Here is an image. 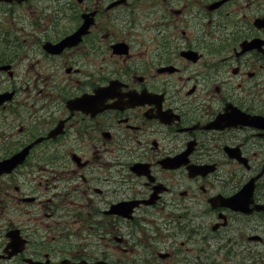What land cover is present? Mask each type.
Here are the masks:
<instances>
[{
  "label": "flooded vegetation",
  "instance_id": "1",
  "mask_svg": "<svg viewBox=\"0 0 264 264\" xmlns=\"http://www.w3.org/2000/svg\"><path fill=\"white\" fill-rule=\"evenodd\" d=\"M3 6L0 264H264V0Z\"/></svg>",
  "mask_w": 264,
  "mask_h": 264
},
{
  "label": "rangeland",
  "instance_id": "2",
  "mask_svg": "<svg viewBox=\"0 0 264 264\" xmlns=\"http://www.w3.org/2000/svg\"><path fill=\"white\" fill-rule=\"evenodd\" d=\"M16 13L17 10L14 6L0 7V29L5 27L11 30L13 28V24H15Z\"/></svg>",
  "mask_w": 264,
  "mask_h": 264
},
{
  "label": "water",
  "instance_id": "3",
  "mask_svg": "<svg viewBox=\"0 0 264 264\" xmlns=\"http://www.w3.org/2000/svg\"><path fill=\"white\" fill-rule=\"evenodd\" d=\"M5 1H11V0H5ZM16 1H21V0H16ZM1 96V95H0Z\"/></svg>",
  "mask_w": 264,
  "mask_h": 264
}]
</instances>
